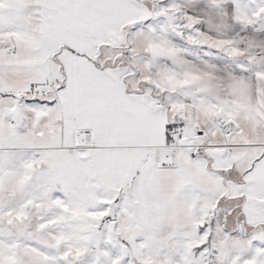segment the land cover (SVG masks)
I'll return each instance as SVG.
<instances>
[{
  "label": "snow or ice",
  "instance_id": "snow-or-ice-1",
  "mask_svg": "<svg viewBox=\"0 0 264 264\" xmlns=\"http://www.w3.org/2000/svg\"><path fill=\"white\" fill-rule=\"evenodd\" d=\"M0 264H264V0H0Z\"/></svg>",
  "mask_w": 264,
  "mask_h": 264
}]
</instances>
